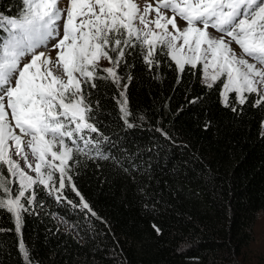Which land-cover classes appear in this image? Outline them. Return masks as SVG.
<instances>
[{"label":"trees","instance_id":"trees-1","mask_svg":"<svg viewBox=\"0 0 264 264\" xmlns=\"http://www.w3.org/2000/svg\"><path fill=\"white\" fill-rule=\"evenodd\" d=\"M19 4L0 0V13L16 16ZM158 58L159 70L149 72L139 51L128 57L133 128L120 119L115 86L100 81L89 96L94 107L99 101L96 116L110 138L102 151L120 163L80 156L74 183L103 222L78 206L70 188L64 195L72 204L37 190L36 214L24 217L21 233L0 212V229L8 230L0 232V264H24L21 237L32 264H264L245 255L264 212V108L251 106L253 95L235 114L220 104V82L211 90L201 83L199 65L177 84L174 62ZM128 72H121L125 83Z\"/></svg>","mask_w":264,"mask_h":264},{"label":"snow or ice","instance_id":"snow-or-ice-1","mask_svg":"<svg viewBox=\"0 0 264 264\" xmlns=\"http://www.w3.org/2000/svg\"><path fill=\"white\" fill-rule=\"evenodd\" d=\"M61 3L20 0L16 16L0 13V212L12 216L17 233L24 217L36 214L37 190L60 203L70 188L80 197L78 206L102 221L76 188L75 165L80 156L120 161L102 151L110 138L96 116L99 101L94 107L89 96L99 91L100 81L115 86L119 96L112 98L120 119L133 128L127 90L134 65L128 57L137 51L149 72L158 71V57L167 55L176 65L177 84L188 66L199 65L201 83L211 90L220 82V104L235 114L244 113L253 95L251 106L264 108V0H144L143 6L137 0ZM177 18L186 26L178 27ZM52 40L57 41L51 45L58 49L55 60L37 51ZM52 66L61 67L65 78L55 76ZM125 68L127 83L121 74ZM210 124L205 123V130ZM261 128L264 138V121ZM157 131L167 137L162 129ZM152 227L161 234L157 225ZM18 251L24 264H32L22 237Z\"/></svg>","mask_w":264,"mask_h":264},{"label":"rangeland","instance_id":"rangeland-1","mask_svg":"<svg viewBox=\"0 0 264 264\" xmlns=\"http://www.w3.org/2000/svg\"><path fill=\"white\" fill-rule=\"evenodd\" d=\"M150 2H153V0H150ZM137 3L143 6L144 0H137ZM66 4H67V0H62V3L60 6L64 7L66 6ZM177 21H178V27L183 28L186 26V22L180 20L179 18H177ZM209 31L215 36L221 35V33H217L214 29H210ZM61 36H62V28H61ZM56 42H57L56 40H52L49 43L48 47H45L46 49L45 54L50 55L53 58V60L56 59V53L58 49H52L51 45L55 44ZM231 47L238 54L243 55L242 50L239 49V46L236 45L235 42H232ZM30 59H31V56L27 57L25 62H27V60H30ZM103 65L108 66V62L104 61ZM51 70L55 76L65 78L63 69L61 67L52 66ZM6 110L9 113V116H8L9 120H11L10 109H6ZM31 174L34 175V173H31ZM58 224L62 226L64 229L69 230V225L65 221L58 219ZM253 231H254L253 241L250 243V245L245 250V255H246L247 260H259V259L264 258V212L258 213L254 226H253Z\"/></svg>","mask_w":264,"mask_h":264},{"label":"bare ground","instance_id":"bare-ground-1","mask_svg":"<svg viewBox=\"0 0 264 264\" xmlns=\"http://www.w3.org/2000/svg\"><path fill=\"white\" fill-rule=\"evenodd\" d=\"M45 51H46L45 47L38 48V52H44L45 53Z\"/></svg>","mask_w":264,"mask_h":264}]
</instances>
